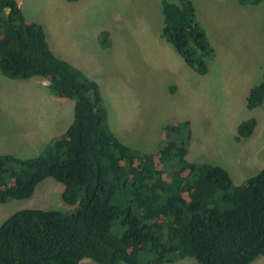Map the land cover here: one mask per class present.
Listing matches in <instances>:
<instances>
[{
  "label": "trees",
  "instance_id": "1",
  "mask_svg": "<svg viewBox=\"0 0 264 264\" xmlns=\"http://www.w3.org/2000/svg\"><path fill=\"white\" fill-rule=\"evenodd\" d=\"M162 14V38L197 74L207 75L216 51L193 1L162 0ZM99 37L110 46L108 32ZM0 70L11 80L46 79L53 94L75 102L73 123L37 157L0 154V204L27 198L53 178L64 187V203L74 207L14 213L0 226V264H165L186 258L251 264L264 256V169L235 185L225 168L188 160V121L163 129L157 156L121 143L99 85L49 49L44 29L28 22L15 0H0ZM263 101L264 73L248 108ZM256 125L255 119L241 123L239 137L247 138Z\"/></svg>",
  "mask_w": 264,
  "mask_h": 264
},
{
  "label": "rangeland",
  "instance_id": "2",
  "mask_svg": "<svg viewBox=\"0 0 264 264\" xmlns=\"http://www.w3.org/2000/svg\"><path fill=\"white\" fill-rule=\"evenodd\" d=\"M15 1L23 4L28 22L44 29L49 49L99 85L108 123L121 143L157 156L163 129L188 121L192 132L188 160L225 168L235 185L245 184L264 169V101L248 108L251 90L263 80L264 0L245 6L239 0H192L198 21L217 47V55L207 61L205 76L196 74L162 38V0ZM56 13L62 17H55ZM69 16L72 19L64 21ZM59 26L65 37L72 32L70 39L78 43L71 59L54 46ZM103 31L109 33L106 48L99 37ZM87 43H93L92 49ZM20 82L0 85V154L29 159L37 157L55 136L38 135L31 148L33 135L28 133L55 120L56 105L33 82ZM7 94H14L12 103ZM250 119L256 120V127L247 138H240V124ZM63 190L62 184L46 178L29 197L0 204V226L24 209L72 212L74 207L62 199ZM88 264L98 263L89 260ZM165 264L197 261L186 258ZM251 264H264V256Z\"/></svg>",
  "mask_w": 264,
  "mask_h": 264
},
{
  "label": "crops",
  "instance_id": "3",
  "mask_svg": "<svg viewBox=\"0 0 264 264\" xmlns=\"http://www.w3.org/2000/svg\"><path fill=\"white\" fill-rule=\"evenodd\" d=\"M63 1H65V0H63ZM76 2H78V1H76ZM76 2H72L70 4H74ZM18 4H19V6L21 8L23 7V4H21V2H19ZM64 6H65V4H62L61 5V7H64ZM56 16L62 17V13H56L55 14V17ZM68 19H72V16H69V17L65 18L64 21H67ZM54 22L55 23H62L61 20H59V21L58 20H55ZM56 33H57V35L55 36L56 42L54 43V46L56 47L57 53L58 52L59 53L63 52L65 55H67L69 57L68 59H71L72 57L75 56L74 53L77 54L76 52L78 51V43L75 42L74 39H70V35H71L72 32L69 34L68 37H65L63 35L61 26H59L57 28ZM82 44H83V42H82ZM75 45L77 47V50L75 48ZM87 45L89 46V48L92 49L93 43L92 44H90V43L88 44L87 43ZM212 46L215 48V50L217 49V47H215L214 44H212ZM55 53L56 52H54V54ZM216 55H217V50H216ZM38 79L45 80L47 83H44V85H41V84H39L40 82L38 81ZM26 81L31 82V83L33 82L34 88L35 87H39V89H40L41 92L44 90L45 91L44 94L46 95V97L48 99H51L52 101H54V103L56 105L55 106V114H56V119L55 120H51V122L47 121L46 124L43 127H40L39 128V130L34 129V127L33 128H30V131H29L28 135H33V136L29 139L30 140L29 142L31 143V148H33L34 146H36V144L38 142V139H39L38 138V135H44V134H48V133H49V135H50V133L52 135L53 133H55V136L54 137L51 136V138L47 140V142H46V144H47L52 139L58 138L60 136H63L66 133L68 127L73 123V120H72V122H70V118H71V114H72L71 113L72 112V108L75 107V104L73 106L69 101H64L62 97L53 94L49 90V84L50 83L46 79L39 78V77H35V78H31V79L26 80ZM6 82H9L8 85H11V86H14V84L21 83L20 80H11V79H8L6 76L3 75L2 71L0 70V85L1 84L5 85ZM2 88H5V86H3ZM3 96L5 97L4 94H3ZM8 98L10 99V101L12 103L14 101V99H15L14 94L9 95V96L7 94V99ZM11 112H13V111H11ZM73 119H74V116H73ZM89 260L90 259H85V260H83L81 262V264H88L89 263Z\"/></svg>",
  "mask_w": 264,
  "mask_h": 264
}]
</instances>
